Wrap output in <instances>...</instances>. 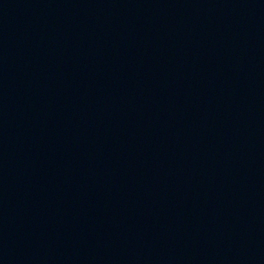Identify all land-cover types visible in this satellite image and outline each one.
I'll list each match as a JSON object with an SVG mask.
<instances>
[{
	"label": "water",
	"instance_id": "1",
	"mask_svg": "<svg viewBox=\"0 0 264 264\" xmlns=\"http://www.w3.org/2000/svg\"><path fill=\"white\" fill-rule=\"evenodd\" d=\"M0 264H264V0H0Z\"/></svg>",
	"mask_w": 264,
	"mask_h": 264
}]
</instances>
